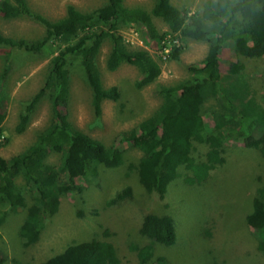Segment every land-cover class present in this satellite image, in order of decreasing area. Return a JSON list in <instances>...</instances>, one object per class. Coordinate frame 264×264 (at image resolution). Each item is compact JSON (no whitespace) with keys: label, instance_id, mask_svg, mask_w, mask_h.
<instances>
[{"label":"trees","instance_id":"trees-1","mask_svg":"<svg viewBox=\"0 0 264 264\" xmlns=\"http://www.w3.org/2000/svg\"><path fill=\"white\" fill-rule=\"evenodd\" d=\"M0 14L4 18L29 17L43 26L36 38L0 32V46L10 51L0 72V148L9 141L3 135L2 124L10 60H18L21 51L30 56L54 47L42 84L26 101L14 130L24 132L43 95L49 101V121L19 152L8 157L0 155V226L9 211L23 208L25 214L18 227L23 248L39 241L63 196L75 197L83 191L81 182L90 170L96 172L98 165H122L128 145L141 151L139 159L127 165L128 171L134 169L145 191L161 200L165 199L168 185L180 177L181 168L191 172L184 179L188 184L206 180L211 170L225 162L226 141L240 139L246 148L256 149L264 156V105L248 82L243 61L264 56V0H203L195 11L179 9L171 0H153L149 9L127 6L124 0H104L89 10L69 3L65 14L54 20L34 11L27 0H0ZM152 17L160 18L167 29L159 30ZM131 24L140 28L142 38L157 52V58L147 49L127 45L120 30ZM187 38L208 43L202 60L187 67L192 76L176 83L158 84V106L134 126L119 131L111 145L76 127L69 119L74 67L90 87L96 117L101 115L105 100L117 101L121 96L117 85L103 84L96 62L105 40L110 44L106 68L115 70L123 63L135 66L139 77L134 85L143 88L160 75L163 61L179 59L184 46L176 41ZM228 42L236 59L230 57L227 71L223 72L220 55ZM208 100H215L218 108L206 113L203 106ZM206 115H210L208 119ZM257 126H261L260 134L253 132ZM194 141L207 146L202 160L197 161L192 155ZM51 152L59 154L56 164L48 161ZM131 193L132 188L124 185L107 199L106 205L130 197ZM246 203L243 221L253 230L255 247L264 258V179L253 186ZM102 227L100 237L70 240L37 264H119L115 246ZM139 232L150 240L147 245L131 247L137 252L139 264H176L163 255L148 262L154 254V244L171 246L176 242L170 214L146 213ZM7 263L31 264L0 253V264Z\"/></svg>","mask_w":264,"mask_h":264},{"label":"rangeland","instance_id":"rangeland-1","mask_svg":"<svg viewBox=\"0 0 264 264\" xmlns=\"http://www.w3.org/2000/svg\"><path fill=\"white\" fill-rule=\"evenodd\" d=\"M103 1L27 0V3L34 11L54 20L65 14L69 3L79 9L89 10ZM171 2L179 9L195 11L203 0ZM152 3L153 0H124L127 6H142L146 9ZM152 20L159 30L167 29L160 18L152 17ZM42 31L43 26L29 17L4 18L0 14L2 34L36 38ZM120 32L130 48L147 49L157 58V52L142 38L136 24L124 26ZM176 43L184 46L179 59L163 61L157 79L143 88H136L134 82L139 77V72L135 66L123 63L115 70L106 68L110 44L105 40L96 62L103 84L117 85L121 96L117 101L105 100L101 115L96 117L91 106L90 87L81 71L74 67L70 82L69 119L76 127L104 144L111 145L119 131L134 126L158 106L161 96L157 93V85L190 78L192 73L188 71V65L199 63L208 48L207 42L191 38ZM225 45L220 55L223 72L227 71L230 57L236 59L230 43ZM7 49L0 46V72L10 58V51L6 52ZM52 49L53 46L47 51L30 56L21 51L23 54L20 53L18 60H10V71L4 88L5 119L2 124L3 135L9 141L0 148V155L4 157L23 149L50 119L48 97L43 95L24 132L16 133L14 130L26 101L42 84ZM13 54H16L15 50ZM243 61L248 82L255 96L264 105V56L243 58ZM215 108H218L215 100H208L203 106L206 113ZM208 116L210 115L205 118L208 119ZM260 127L257 126L258 129L253 132L257 134ZM206 150L205 144L193 142L192 155L195 160H202ZM140 156V150L128 145L125 147L122 165L114 168L98 165L96 172L91 173L90 170L81 182L83 191L75 197L66 194L61 198L58 211L42 230L39 241L29 248L22 247L18 234L25 210L20 208L15 212L9 211L0 226V253L6 254L8 258L17 257L37 264L39 260L60 250L70 240L100 237L104 226L117 251L119 264H139L137 252L131 247L150 243L148 238L140 234L139 226L146 213L154 212L168 213L173 217L177 239L171 246L154 244V254L148 262L153 261L157 255H163L176 264H264V258L255 247L253 230L243 221L247 197L252 194L253 186L264 179V156L260 152L246 148L240 139L226 141L225 162L211 170L206 180L200 184H188L184 179L191 172L181 168L180 177L168 185L163 200L156 194L145 191L138 182L134 169L128 171L127 165L135 163ZM58 160V153L49 154L48 161L56 164ZM18 181L21 182L20 179ZM124 185L132 188L131 196L107 206V199ZM27 201L30 203L31 199L27 197Z\"/></svg>","mask_w":264,"mask_h":264},{"label":"built area","instance_id":"built-area-1","mask_svg":"<svg viewBox=\"0 0 264 264\" xmlns=\"http://www.w3.org/2000/svg\"><path fill=\"white\" fill-rule=\"evenodd\" d=\"M165 51H166V49H165Z\"/></svg>","mask_w":264,"mask_h":264}]
</instances>
